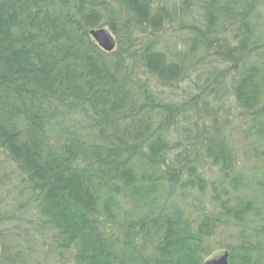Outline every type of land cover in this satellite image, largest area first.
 Returning a JSON list of instances; mask_svg holds the SVG:
<instances>
[{
  "label": "trees",
  "instance_id": "obj_1",
  "mask_svg": "<svg viewBox=\"0 0 264 264\" xmlns=\"http://www.w3.org/2000/svg\"><path fill=\"white\" fill-rule=\"evenodd\" d=\"M224 252L264 264V0H0V264Z\"/></svg>",
  "mask_w": 264,
  "mask_h": 264
},
{
  "label": "water",
  "instance_id": "obj_2",
  "mask_svg": "<svg viewBox=\"0 0 264 264\" xmlns=\"http://www.w3.org/2000/svg\"><path fill=\"white\" fill-rule=\"evenodd\" d=\"M91 36L98 46L105 52H112L117 47V40L112 32L107 28H100L91 31ZM204 264H229V252L207 260Z\"/></svg>",
  "mask_w": 264,
  "mask_h": 264
},
{
  "label": "rangeland",
  "instance_id": "obj_3",
  "mask_svg": "<svg viewBox=\"0 0 264 264\" xmlns=\"http://www.w3.org/2000/svg\"><path fill=\"white\" fill-rule=\"evenodd\" d=\"M221 254H222V253H219L218 256L221 255Z\"/></svg>",
  "mask_w": 264,
  "mask_h": 264
}]
</instances>
